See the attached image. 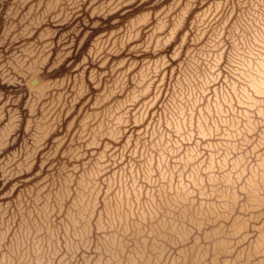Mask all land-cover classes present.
I'll return each instance as SVG.
<instances>
[{"label": "rangeland", "instance_id": "obj_1", "mask_svg": "<svg viewBox=\"0 0 264 264\" xmlns=\"http://www.w3.org/2000/svg\"><path fill=\"white\" fill-rule=\"evenodd\" d=\"M0 264H264V0H0Z\"/></svg>", "mask_w": 264, "mask_h": 264}, {"label": "water", "instance_id": "obj_2", "mask_svg": "<svg viewBox=\"0 0 264 264\" xmlns=\"http://www.w3.org/2000/svg\"><path fill=\"white\" fill-rule=\"evenodd\" d=\"M36 81H37V79L33 80L32 82H36Z\"/></svg>", "mask_w": 264, "mask_h": 264}]
</instances>
